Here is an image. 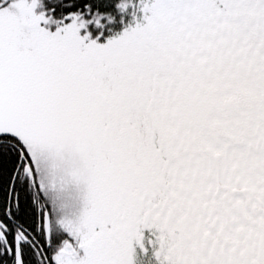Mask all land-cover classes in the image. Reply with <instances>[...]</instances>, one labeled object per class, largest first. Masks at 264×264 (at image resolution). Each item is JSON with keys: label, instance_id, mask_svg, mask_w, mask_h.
Masks as SVG:
<instances>
[{"label": "snow or ice", "instance_id": "snow-or-ice-1", "mask_svg": "<svg viewBox=\"0 0 264 264\" xmlns=\"http://www.w3.org/2000/svg\"><path fill=\"white\" fill-rule=\"evenodd\" d=\"M0 264H264V0H0Z\"/></svg>", "mask_w": 264, "mask_h": 264}]
</instances>
